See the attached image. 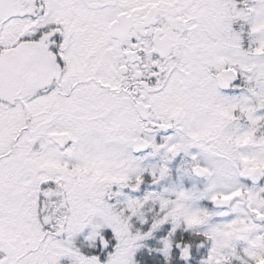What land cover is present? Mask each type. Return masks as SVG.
I'll use <instances>...</instances> for the list:
<instances>
[{
	"label": "snow or ice",
	"instance_id": "snow-or-ice-1",
	"mask_svg": "<svg viewBox=\"0 0 264 264\" xmlns=\"http://www.w3.org/2000/svg\"><path fill=\"white\" fill-rule=\"evenodd\" d=\"M0 264H264V0H0Z\"/></svg>",
	"mask_w": 264,
	"mask_h": 264
}]
</instances>
